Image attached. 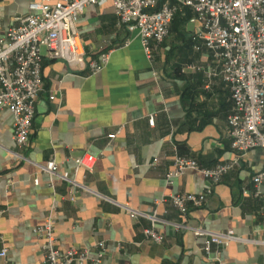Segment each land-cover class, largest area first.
I'll use <instances>...</instances> for the list:
<instances>
[{"label": "crops", "instance_id": "crops-1", "mask_svg": "<svg viewBox=\"0 0 264 264\" xmlns=\"http://www.w3.org/2000/svg\"><path fill=\"white\" fill-rule=\"evenodd\" d=\"M29 1L0 0V33L27 12ZM163 1L173 2L158 3ZM192 16L187 7L177 11L164 39L150 41L147 57L135 32L118 23L110 2L87 5L76 25L83 46L79 61H41L42 87L23 147H15L11 114L0 108V249L5 248L0 264L41 260V241L31 227L47 215L61 250L102 241L106 253L99 264H215L214 257L223 264H264V201L253 195L250 180L264 164L263 151L253 147L237 154L231 149L226 84L214 77L205 90L202 72L187 67L190 62L210 64L208 51L195 37L198 23ZM103 55L101 69L90 73L88 61ZM50 94L54 99H48ZM82 153L95 156L91 172L73 170L72 159ZM174 154L204 166L237 155L238 167L224 173L200 205L180 215L168 202L155 200L170 193H199L207 183L191 168L166 184ZM48 159L94 192L76 189L71 201L66 182L54 178L49 187L46 174L33 164ZM116 203L146 213L155 210L163 220L155 225L162 240L144 238L148 221L129 218ZM181 221L214 231L231 229L256 241L211 245L206 255L204 237L172 226Z\"/></svg>", "mask_w": 264, "mask_h": 264}, {"label": "built area", "instance_id": "built-area-1", "mask_svg": "<svg viewBox=\"0 0 264 264\" xmlns=\"http://www.w3.org/2000/svg\"><path fill=\"white\" fill-rule=\"evenodd\" d=\"M110 2L119 24L130 32H135L147 57L150 55V41L161 42L167 35L169 23L177 11L187 7L193 12L191 20L198 23L195 37L200 40L210 57L206 67L190 62L187 67L202 72L208 88V82L218 77L226 84L231 101L230 112L226 116V125L230 147L237 154L253 147H259L264 157V0H31L27 3V12L14 17L15 24L0 33V108L11 114V139L16 148L23 147L28 138L34 114L35 100L42 87L41 61L43 57L62 59L75 64L83 54V46L77 34V21L87 5H100ZM41 49H44L42 53ZM194 50L199 45H193ZM106 55L98 60L88 61L90 73L101 69ZM54 99V95H48ZM152 117L147 119L151 125ZM120 127L106 136L114 137ZM23 159L17 151H11ZM76 171L82 168L91 172L95 156L82 153L72 159ZM41 173L46 174L48 185L52 179L67 183L68 199L73 200L71 191L82 189L90 192L88 186L77 182L67 171L58 170L53 159L33 162ZM238 167V156L217 162L211 166L201 165L197 159L174 154L171 169L164 174L166 184L186 169H196L206 180L205 188L199 193H170L156 199L155 202H168L180 215H184L189 206L200 205L212 186L227 171ZM253 195H260L264 201V164L250 177ZM37 184V178L32 179ZM262 192H259V188ZM244 192V191H243ZM101 196V195H99ZM131 219L139 217L148 221L142 229L144 238L160 242L162 234L155 227L163 221L155 210L150 213L140 211L126 203H116ZM264 217V204L261 209ZM53 218L47 215L41 223L31 227V232L39 238L43 251L41 260L36 264H99L106 253L102 241L91 247L70 246L64 250L58 248L53 233ZM174 228L189 230L194 236L204 237V253L209 254L210 246H219L227 242L239 241L251 243L256 240L241 237L231 229L209 230L200 226L187 225L183 221L173 222ZM93 256L90 257V251ZM5 248L0 249L4 257ZM215 264H223L214 257ZM3 264H23L3 260Z\"/></svg>", "mask_w": 264, "mask_h": 264}]
</instances>
